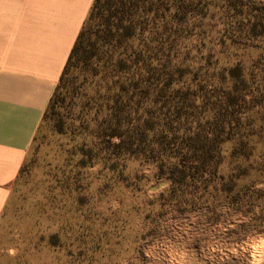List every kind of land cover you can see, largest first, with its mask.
<instances>
[{"label":"trees","instance_id":"16d2710c","mask_svg":"<svg viewBox=\"0 0 264 264\" xmlns=\"http://www.w3.org/2000/svg\"><path fill=\"white\" fill-rule=\"evenodd\" d=\"M244 5L94 0L41 126L65 134L67 105L82 101L92 105L79 116L77 151L84 156L93 151L86 144L91 137L114 157L142 156L155 164L156 176L174 191L213 184L231 192L253 166V138L264 137V3L246 11ZM219 12L232 25L219 31L221 53L255 48L259 54L249 67L223 64L207 76L181 44L192 38L185 29Z\"/></svg>","mask_w":264,"mask_h":264},{"label":"rangeland","instance_id":"374dc122","mask_svg":"<svg viewBox=\"0 0 264 264\" xmlns=\"http://www.w3.org/2000/svg\"><path fill=\"white\" fill-rule=\"evenodd\" d=\"M243 2L246 11L264 0ZM221 13L190 25L192 38L181 44L207 76L223 64L249 67L259 54L221 53L219 31L232 26ZM67 106L66 133L40 126L12 186L0 219V264H264L263 136L253 138V166L231 192L213 184L174 191L142 156L114 157L91 137L93 151H77L80 112L92 105Z\"/></svg>","mask_w":264,"mask_h":264},{"label":"crops","instance_id":"0c3cea01","mask_svg":"<svg viewBox=\"0 0 264 264\" xmlns=\"http://www.w3.org/2000/svg\"><path fill=\"white\" fill-rule=\"evenodd\" d=\"M94 0H0V219Z\"/></svg>","mask_w":264,"mask_h":264}]
</instances>
